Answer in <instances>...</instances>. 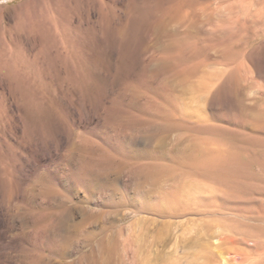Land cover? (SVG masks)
Returning <instances> with one entry per match:
<instances>
[{"label":"rangeland","instance_id":"374dc122","mask_svg":"<svg viewBox=\"0 0 264 264\" xmlns=\"http://www.w3.org/2000/svg\"><path fill=\"white\" fill-rule=\"evenodd\" d=\"M59 4L91 18L74 8L36 60L8 54L28 73L0 119L15 224L0 264L61 240L63 264L102 246L100 264H223L221 232L264 236V0Z\"/></svg>","mask_w":264,"mask_h":264},{"label":"bare ground","instance_id":"6f19581e","mask_svg":"<svg viewBox=\"0 0 264 264\" xmlns=\"http://www.w3.org/2000/svg\"><path fill=\"white\" fill-rule=\"evenodd\" d=\"M0 1H4V2H0V119H2L3 123H6L9 96L15 91H19V90L21 91V89L24 87V81H26L25 78H26L27 73H28V69H26V64H7L8 54H9V52H11V50L13 48L12 44H14V46L17 48H20L24 52L25 55H29L30 57H32L33 60H36L40 54V48L43 46V43L45 41H47V40H45V36H47L46 34L49 32V30H52L53 34H55V31H57L59 27L61 28L68 23H70L69 25L71 26V23H73V20H74L73 19L74 14H73V16H71L70 14H72V13H70V12L74 11V8L77 9V7H79V6L75 5V7L73 9L69 6L68 9H64V7H61V5L59 4V3H61V0H20L14 4L8 3L7 0H0ZM95 1L99 6L98 11H97L99 15L104 14V13H102V11L106 5L110 11H112L114 9V7L117 6L115 4V0H95ZM69 2H70V0H69ZM66 6H65V8H66ZM91 11H92V8L89 4L85 5V7H83L82 9H79V11L77 9V12H81L80 15L76 12V14H77L76 16H78L77 19L81 18V16H82V19H90L91 18ZM79 20H81V19H79ZM78 23H80V22H78ZM67 26H65V27H67ZM42 27H44V29ZM15 29L20 30L21 35L18 34L17 36H15V39L14 38L12 39L11 32H14ZM53 34H51V35H53ZM30 65H31L30 67H31L32 75L37 76L39 73L41 64H30ZM15 93H18V92H15ZM7 101H8V103H7ZM9 112H11V111H9ZM8 122H9V120H8ZM0 127H1V125H0ZM2 128H3V126H2ZM6 132L0 131V154H1V157H0V217H1V220H0V239L1 240L0 241L2 242L1 247L5 246L4 245L5 243L8 244L7 240L13 235L12 234V228L15 225V224L13 225V223H14L12 221L13 219L11 220V216L14 218V216H13L14 213L13 212H12L13 214L11 213V204H10V202H11L10 196L11 195L9 194V192H10L9 188L10 187H9V177H8L9 172H8V167H7ZM80 175H82V174H80ZM83 177H84V175H83ZM80 184H81V182H80ZM87 188L89 190L90 187H87ZM103 188L101 187L100 189L103 190ZM112 189L110 191L113 192ZM96 190L98 191V193H100L99 192L100 190L98 188ZM104 191H105V193L108 194V192H106V190H104ZM86 192H87V190H86ZM105 193H103V194L105 195ZM87 195H89V194H87ZM100 196L101 195H99V197ZM113 196H114V194H113ZM16 198L18 199L17 196H16ZM101 198H102V196H101ZM87 200H88V198H87ZM110 200H111V198H110ZM82 201H83V199H82ZM95 201H96V199H95ZM105 204H106V202H105ZM16 205L17 204L15 203L14 206H16ZM63 207H65V204ZM13 210H15V209L13 208ZM85 210H87V209H85ZM17 211L21 212L23 210H18V208H17ZM64 212L66 213V211H64ZM17 213L19 215V212H17ZM84 213H85V211H84ZM88 215H90L89 212H88ZM19 217H21V216H19ZM93 217L95 218L94 215H93ZM57 218H58V216H57ZM87 218H89V216H86V217L84 216L82 218V220H87ZM18 220H16V221H18ZM20 223H22V222L20 221ZM20 223L19 224L17 223V224L21 228L23 225H21ZM23 224L25 225V222ZM52 224H55V222L54 223L52 222ZM18 225H17V227H19ZM48 226L50 227L51 225H47V227ZM245 227L243 229L240 227H237V229L228 228L227 230L229 233L226 234L227 231L225 232V234H224V232H221L220 234L223 233L224 235L223 234H222V236L219 235L221 237L216 238L218 241V246H219V243L223 244L224 241H226V243H227L226 246L229 244V246L225 247L226 249H224V251L221 252V259L223 260V262L225 264H228V263L243 264L244 262L254 260L253 254H255L254 255L255 256L254 264H259V262L262 261V259H264V240L262 239V238H264V236H262L263 233H261V230H259L257 228L258 226L249 224L247 228H245ZM57 228H58V226H57ZM41 229H40V231L42 232ZM44 229H46V226ZM58 229H61V228L59 227ZM40 231L38 230V232H40ZM51 231H52V229H51ZM62 231H63V229H62ZM47 232H48V230H47ZM54 232H55V230H54ZM54 232H52V233L50 232V236H52V234H56ZM40 236H44V233ZM50 238L52 240V237H50ZM65 242L66 241L61 240L60 250L58 249L59 250L58 252L55 251L56 253L52 254V255H54L53 258L52 257L45 258L44 256H42V254H35L34 258H33L35 264H63V259L65 257H69V256H66L64 254L66 251L65 247L68 245V243H65ZM71 249H72V247H71ZM103 251H104L103 246L98 249V252H95V250L91 249V252H89V254H87L85 256V259H86L85 262H87V264H100L99 260L97 259L100 257H97V256H98V254L100 256L101 252H103ZM0 253H1V251H0ZM2 254H1V256H2ZM8 254H10V253H8ZM1 256H0V258L2 260ZM4 256H5V254H4ZM101 256H102V254H101ZM81 257H83V255ZM9 259H10V256H9ZM81 259H83V258H81ZM42 261H44V262H42ZM71 261H73V260H71ZM71 261L68 264H74ZM80 261H79V263H80ZM2 262H3V260H2ZM85 262H82V263H85ZM6 263H7V261H6ZM4 264H5V262H4ZM262 264H264V263H262Z\"/></svg>","mask_w":264,"mask_h":264}]
</instances>
